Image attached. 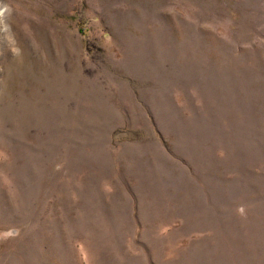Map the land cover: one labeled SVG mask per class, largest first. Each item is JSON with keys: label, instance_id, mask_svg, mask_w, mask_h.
<instances>
[{"label": "rangeland", "instance_id": "1", "mask_svg": "<svg viewBox=\"0 0 264 264\" xmlns=\"http://www.w3.org/2000/svg\"><path fill=\"white\" fill-rule=\"evenodd\" d=\"M0 264H264V0H0Z\"/></svg>", "mask_w": 264, "mask_h": 264}]
</instances>
